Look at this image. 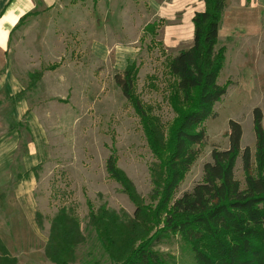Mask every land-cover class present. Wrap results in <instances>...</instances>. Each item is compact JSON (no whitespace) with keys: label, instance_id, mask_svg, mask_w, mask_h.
<instances>
[{"label":"rangeland","instance_id":"obj_1","mask_svg":"<svg viewBox=\"0 0 264 264\" xmlns=\"http://www.w3.org/2000/svg\"><path fill=\"white\" fill-rule=\"evenodd\" d=\"M161 8L156 0H56L12 32L10 68L26 89V115L14 121L7 103L13 99L4 91L0 237L19 264H54L45 255V245L51 220L62 207L74 212L88 239L78 248L74 264H89L93 257L107 264L96 234L87 228L89 213L100 206L130 215L135 210L106 170L111 153L138 192L148 197L155 158L141 119L116 77L129 63L135 64V91L166 130L175 117L168 63L192 44L194 30L180 8L170 13ZM243 34L220 40L227 51L218 83L228 84V89L215 103V115L204 123L207 141L176 197L202 180L214 148H228L230 120L242 126V149L249 147L255 154L254 108L264 115V22L257 32ZM40 71L41 79L28 88L31 75ZM31 143L41 146L39 159L28 157ZM235 177L244 187L242 154ZM157 248L175 256L177 264L193 261L178 237L162 238Z\"/></svg>","mask_w":264,"mask_h":264},{"label":"trees","instance_id":"obj_2","mask_svg":"<svg viewBox=\"0 0 264 264\" xmlns=\"http://www.w3.org/2000/svg\"><path fill=\"white\" fill-rule=\"evenodd\" d=\"M228 2L204 0L205 8L195 12L192 19V44L180 49L168 63L174 78L169 103L175 117L166 130L135 91V64L129 63L116 77L123 96L141 119L155 161L150 167L152 188L145 198L118 166L116 155L111 153L107 158L108 174L121 184L135 205L132 215L106 206L89 213L87 228L96 234L107 264H177L175 256L157 248V242L169 236L178 237L181 246L188 250L193 258L190 264H264V115L261 108L253 110L254 156L249 147L242 149L241 124L230 120L228 148H214L211 160L204 165L202 180L176 197L181 182L200 155V147L207 141L204 123L215 115L214 105L228 89V84L218 83L227 51L219 45V30ZM32 14L21 18L15 29ZM42 74V71L32 74L28 88H34ZM25 93L23 89L12 99L22 100ZM240 154L244 187L235 177ZM87 241L78 217L71 209L62 207L51 220L45 255L54 264H74L78 248ZM0 264H19L1 237ZM89 264L105 263L93 257Z\"/></svg>","mask_w":264,"mask_h":264},{"label":"crops","instance_id":"obj_3","mask_svg":"<svg viewBox=\"0 0 264 264\" xmlns=\"http://www.w3.org/2000/svg\"><path fill=\"white\" fill-rule=\"evenodd\" d=\"M56 0H0V112L3 109V94L7 92L9 97H13L23 90L18 78L10 68L9 44L11 34L21 18L29 13H37L53 5ZM162 2V13H170L173 9H181L184 15H188L190 23L197 11L205 8L204 0H156ZM221 21L219 30V43L222 39H230L233 36H241L243 33L248 36L251 32H257L264 22V0H229ZM194 30V27H193ZM244 34L240 37V39ZM193 42V41H192ZM234 45H241V42H233ZM222 46V45H221ZM11 103V112L14 121H21L26 115L25 102L23 100ZM1 118V117H0ZM41 146L38 143L29 145L28 157L37 159ZM2 153L0 160H2ZM2 163L0 167H2ZM0 172V176H2Z\"/></svg>","mask_w":264,"mask_h":264}]
</instances>
